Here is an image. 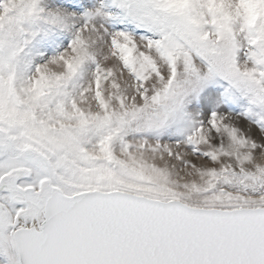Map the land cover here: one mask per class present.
<instances>
[{
	"label": "snow or ice",
	"instance_id": "6c2138e0",
	"mask_svg": "<svg viewBox=\"0 0 264 264\" xmlns=\"http://www.w3.org/2000/svg\"><path fill=\"white\" fill-rule=\"evenodd\" d=\"M0 264H264V0H0Z\"/></svg>",
	"mask_w": 264,
	"mask_h": 264
}]
</instances>
